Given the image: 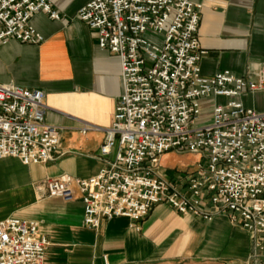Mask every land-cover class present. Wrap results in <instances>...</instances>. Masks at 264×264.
<instances>
[{"label": "built area", "instance_id": "obj_1", "mask_svg": "<svg viewBox=\"0 0 264 264\" xmlns=\"http://www.w3.org/2000/svg\"><path fill=\"white\" fill-rule=\"evenodd\" d=\"M201 10L193 0H86L77 18L97 32L101 49L120 57L123 92L97 155L99 172L48 178L36 188L66 201L77 188L91 228L116 217L138 223L161 203L205 221L223 214L250 233L252 264H264V111L241 99L264 90V63L254 77L203 76ZM40 12L61 19L51 0H0V47L11 39L43 42L31 24ZM203 99L213 108L199 123ZM45 100L42 89L0 83V159L54 160L61 131L46 122ZM91 129L100 128L82 132ZM170 151L198 154L196 171L179 182L164 177L161 159ZM48 245L38 222L0 221V264H45Z\"/></svg>", "mask_w": 264, "mask_h": 264}, {"label": "crops", "instance_id": "obj_2", "mask_svg": "<svg viewBox=\"0 0 264 264\" xmlns=\"http://www.w3.org/2000/svg\"><path fill=\"white\" fill-rule=\"evenodd\" d=\"M51 2L61 19L43 12L31 19L43 42L11 39L0 47V83L42 89L46 122L60 128L61 144L47 163L0 159V221L15 216L38 222L39 234L49 240L45 264H252L250 233L223 214L205 221L161 203L138 223L116 217L91 228L84 224L77 188L72 201L40 194L36 186L48 178H89L99 172L97 155L123 92L120 57L101 49L97 32L77 18L86 0ZM193 2L202 4V75L231 70L254 77L264 63V0ZM241 99L247 107L264 111V90ZM85 126L100 129L83 133ZM184 157L190 162L164 164ZM199 161L198 154L170 151L162 156L161 173L179 182L184 171L178 168L193 166L190 177Z\"/></svg>", "mask_w": 264, "mask_h": 264}, {"label": "rangeland", "instance_id": "obj_3", "mask_svg": "<svg viewBox=\"0 0 264 264\" xmlns=\"http://www.w3.org/2000/svg\"><path fill=\"white\" fill-rule=\"evenodd\" d=\"M212 108H213V100L212 99H203L202 100V114L200 118V122H207L209 121L211 114H212ZM190 162L189 158H182V159H169L168 161L164 162L165 165L167 166H172L174 163L177 165H180L181 162ZM193 166H190L188 168H178V170H182L184 172H190L192 170ZM4 211V209H2Z\"/></svg>", "mask_w": 264, "mask_h": 264}]
</instances>
